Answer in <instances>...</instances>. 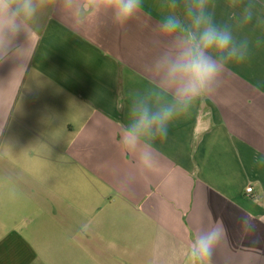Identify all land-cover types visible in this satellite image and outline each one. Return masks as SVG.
Listing matches in <instances>:
<instances>
[{
  "label": "crops",
  "instance_id": "obj_1",
  "mask_svg": "<svg viewBox=\"0 0 264 264\" xmlns=\"http://www.w3.org/2000/svg\"><path fill=\"white\" fill-rule=\"evenodd\" d=\"M212 4L219 20L238 11ZM167 11L143 0L120 28L104 17L77 26L49 8L17 38L21 57L0 63V264H187L214 225L224 239L213 264H264V23L230 21L250 41L246 59L169 125L151 169L141 175L120 148L129 96L170 46ZM78 173L97 186L94 208L74 201Z\"/></svg>",
  "mask_w": 264,
  "mask_h": 264
},
{
  "label": "clouds",
  "instance_id": "obj_2",
  "mask_svg": "<svg viewBox=\"0 0 264 264\" xmlns=\"http://www.w3.org/2000/svg\"><path fill=\"white\" fill-rule=\"evenodd\" d=\"M229 20L216 17L212 0H166L167 14L159 22L160 33L170 41L168 49L154 57L146 71L149 86L130 94L127 124L119 145L132 156L143 175L155 160L154 144L167 138L169 125L193 103L216 92L231 63L243 62L250 41L238 38L230 21L240 28L264 23L258 0H228ZM49 8H59L75 25L108 18L123 28L143 8V0H0V63L21 57L17 38L28 39L37 17ZM255 232V224L246 222ZM224 239V230L212 226L197 234L187 252V264H213Z\"/></svg>",
  "mask_w": 264,
  "mask_h": 264
},
{
  "label": "rangeland",
  "instance_id": "obj_3",
  "mask_svg": "<svg viewBox=\"0 0 264 264\" xmlns=\"http://www.w3.org/2000/svg\"><path fill=\"white\" fill-rule=\"evenodd\" d=\"M2 152L4 153L3 149L1 151V153ZM61 158L65 159V157H63V156ZM12 163H13V161H12ZM42 163H44L43 160H42ZM58 174H60V173L58 172ZM72 174H74V173H72ZM58 179H60V178H58ZM72 181L74 183L73 184L74 188L72 191L74 201H75V198H79V197L82 198V196H83V197L87 198V201L90 202V207L94 208L95 206H97V203L101 200L98 196L99 191L97 189V186L90 184V185H86L85 187L84 186L82 187L83 181H82V177H81L80 173H78L77 176H74L72 178ZM73 207H74V210H76L77 206L73 205Z\"/></svg>",
  "mask_w": 264,
  "mask_h": 264
},
{
  "label": "built area",
  "instance_id": "obj_4",
  "mask_svg": "<svg viewBox=\"0 0 264 264\" xmlns=\"http://www.w3.org/2000/svg\"><path fill=\"white\" fill-rule=\"evenodd\" d=\"M247 192L250 193L251 192V189H248Z\"/></svg>",
  "mask_w": 264,
  "mask_h": 264
}]
</instances>
